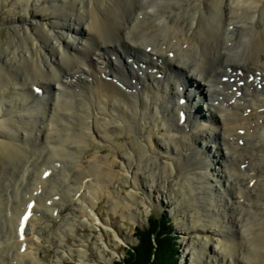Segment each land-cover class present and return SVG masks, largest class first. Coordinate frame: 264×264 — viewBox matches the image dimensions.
<instances>
[{
	"label": "bare ground",
	"instance_id": "obj_1",
	"mask_svg": "<svg viewBox=\"0 0 264 264\" xmlns=\"http://www.w3.org/2000/svg\"><path fill=\"white\" fill-rule=\"evenodd\" d=\"M143 1L49 0L38 16L30 10L33 0H0V10L24 6L23 16L12 22L17 38L0 60V161L9 167L0 185L10 178L0 187V264H8L12 252L15 264H48L38 239H43L41 226L52 222L58 224L54 234L60 244L68 237L81 241L76 249H59L55 264L68 259L86 264L93 239L97 263L116 264L119 251L111 242L124 245V229L105 218L101 203L106 198L112 212L138 221L135 209L150 210L142 185L154 188L157 179L137 165L176 175L175 160L187 168L184 189L200 196L209 213L199 233L204 245L191 264H251V247L263 253L264 233L247 244L245 233L258 223L239 212L246 208L262 155L264 162V28H256L259 10L264 20V0H160L140 16L150 17V24L131 37ZM169 14L191 15L190 29L180 30ZM243 34L252 35L253 50L252 39L241 42ZM144 38L152 44L143 46ZM131 44L137 50L125 55ZM21 105L26 106L17 112ZM9 113L14 114L6 118ZM241 113L245 123L238 120ZM254 133L255 141L249 135ZM70 139L76 142L68 147ZM43 145L54 151L39 164L32 159ZM75 151L81 156L61 193L54 183L58 171L71 169L65 152ZM259 176L264 183V168ZM46 181L51 191L42 197ZM10 187L14 197L8 209ZM253 199L256 212L264 213V189ZM32 201L34 217L21 232ZM68 205L70 214L61 216ZM50 214L54 221L46 220ZM79 227L92 231L93 239L79 236Z\"/></svg>",
	"mask_w": 264,
	"mask_h": 264
},
{
	"label": "rangeland",
	"instance_id": "obj_2",
	"mask_svg": "<svg viewBox=\"0 0 264 264\" xmlns=\"http://www.w3.org/2000/svg\"><path fill=\"white\" fill-rule=\"evenodd\" d=\"M33 7L30 9L31 12L37 13L36 15H43L44 14V9L47 7L49 4V0H42L41 2L37 0H33ZM160 0H144L143 1V8L137 12L135 17L133 18L131 22V27H130V32H131V37H136L143 28L148 26L151 22V18L145 15V19L141 20L140 16L142 14H145L148 10V6L156 5L159 4ZM24 6L21 3L16 4L15 7L11 9H5V10H0V60L2 59V53L3 49L7 48L9 43H11L15 38H17V34L13 30L12 27V22L15 20H18L20 16H23V11ZM260 11V10H259ZM256 13V28L257 29H263L264 28V20L262 21L258 13ZM169 20L173 24L175 21H179L181 24L180 30H189V24L191 21V15L183 19L178 18L175 14H169L168 15ZM248 19H237V22H248ZM200 19H197L195 22L194 26V31L197 32L198 25H199ZM174 31L170 29L168 31V34L172 35ZM198 36H202L203 38L206 39V35L199 34L197 33ZM252 39V46L251 50H253L254 45L256 42L253 40V37L251 34H243L240 35V40L242 43L245 41ZM140 43L143 46L146 45H151L152 40L150 38H144L140 40ZM137 50V47L133 44H131V47L125 51V55L131 54L130 52H135ZM137 60L139 61L141 59L140 56H136ZM144 60V57H143ZM141 75V73H140ZM26 106V105H25ZM25 106H22L18 108L16 111L20 112ZM41 108V107H37ZM15 113V112H14ZM14 113H9L6 114V118H10ZM238 120L241 123H245V116L244 114H239ZM239 133V132H238ZM240 134V133H239ZM248 133H245L244 140L246 141L249 138H246V135ZM241 135V134H240ZM250 138H252L253 141L257 140V134H249ZM76 142L75 139H70L67 143L66 146H74V143ZM57 145V141L55 140V145L54 148ZM43 149L42 153L37 155V157H34L32 160L34 162H38L39 164H42V160L47 158L49 155L52 154L54 149H50L48 146H42L41 150ZM47 149V152H46ZM107 152V151H106ZM106 152H103L104 154ZM45 153V154H43ZM43 155V156H42ZM80 152L75 151V152H65V161H66V166L68 168H71L68 171H58L59 176L58 179H56L54 186H57L59 189V192L63 193L65 192L64 189L69 186V174H71L72 167H74L77 163L78 160L80 159ZM263 156V155H262ZM262 156L259 157V161L257 165L255 166V185L251 187L250 185V194L246 196L247 200L244 202V205L246 208L241 207L242 212H239L243 217H249L251 222L258 223L257 229H251L247 233H245V238H246V243L247 244H252L255 239H257L259 233H264V220L261 221L262 218H264V213L262 212H256V200L253 198L257 196L258 192L262 191L264 189V183L259 176L260 173L262 172L264 168V162L262 160ZM40 157V158H39ZM166 160L163 159V163ZM170 161V160H167ZM28 162V161H27ZM177 167V174L175 175V170H172V175L169 173H165L163 171H159L157 167H152V166H142L141 164H138L137 167L140 169H145V171L148 174H152L155 176L157 179L156 184H154V188L149 186L148 184H143L142 189H141V196L143 199H145L149 205V213L145 211V209L140 205V208H137L134 210V213H138V221H134L132 223L128 219H124L119 213H114L112 212L111 206L108 203V200L105 198L104 201L101 203V211L104 213L106 216L105 218L111 216L115 224L119 225L121 228L124 229V232L122 233V237L125 238L126 243L124 245H121V247H116L114 245V242H111L112 248H115L119 251V255L116 256V264H124V259L127 256V252L133 248L136 247L138 244V239L135 237V229L136 227L144 228L148 226L149 219L154 218L155 216H161L162 214H166L169 221L174 224L175 228V233L177 237L180 239L179 241V264H191L194 262V257H196V249H199L201 245H204L202 240L199 237V233H201L203 223L209 220V213L207 209L205 208L204 204L202 203V198L198 196L195 192H193L190 189H184L185 187V181H186V173H187V168L185 165H180L179 160L174 161ZM32 167L34 164L30 163ZM9 169V167H4L3 164L0 161V182L5 181L7 178L6 172ZM12 174H15L16 176L19 174V172H13ZM11 174V175H12ZM144 175V174H142ZM27 176V175H26ZM145 176V175H144ZM43 177V176H42ZM151 177V176H150ZM29 180L32 179V176H28ZM237 180H241L238 176H235ZM10 182V178L4 182L3 184L0 185V187L4 184H8ZM247 184V182H245ZM244 184V185H245ZM67 185V186H66ZM51 182L46 181L44 187H48L46 190H44L43 194L41 195L42 197H45L50 191H51ZM191 187V186H189ZM195 189V187H192ZM12 190V187L8 188L7 191L10 194ZM27 190V189H26ZM25 190V192H26ZM152 190V194L151 191ZM127 189L123 192L126 194ZM58 192V193H59ZM35 193V190H34ZM150 193V197L147 196V194ZM41 194V192H40ZM11 195V194H10ZM30 192H27V196L29 197ZM24 196V194L22 195ZM14 196L11 195L8 197L9 199V208L11 206L12 198ZM19 198L21 195L18 196ZM200 197V198H198ZM7 199V196L5 197ZM103 200V198H102ZM101 200V201H102ZM243 202V201H242ZM50 203V201H49ZM63 204H71L70 202H62ZM72 206V205H71ZM70 205L65 206L64 209L61 211V216H67L71 212V207ZM52 206L49 207L51 210ZM111 209V210H110ZM4 210H5V205H4ZM141 215V217H140ZM1 218V217H0ZM48 221H54L51 218V214L48 218H46ZM2 218L0 221V232L2 229ZM58 224L57 222H52L51 226H46L42 225L40 230L43 239L39 240V236H35V239H38V241L41 242L42 249H41V255L44 258V260L48 264H55V261L57 260L61 248H66L70 249L71 247L76 249L79 245H81L80 237L79 238H74V237H68L67 238V244H60V239L56 237L55 234H57L58 230L57 227ZM39 230V231H40ZM55 233V234H54ZM78 235L83 237V239L87 240L88 237L93 239L94 235L93 232L85 229L83 227H79L78 229ZM30 236V235H29ZM110 239V240H109ZM90 240V239H89ZM95 239L91 240L88 243L90 244V253L87 259L86 264H98L97 262L100 259L99 253H98V248L93 247V242ZM107 240L113 241L112 238H108ZM49 241H52L51 243ZM200 243V244H199ZM199 246V247H198ZM97 250V251H96ZM263 251V250H262ZM108 256H112L113 252L107 251ZM13 255L9 257L8 264H15L14 263V253L12 252ZM247 258L252 260L251 264H264V251L263 253L258 247H251L248 252ZM75 259L78 260V254H75ZM15 262L18 264V261L15 260ZM27 263H30V259H26ZM241 261L239 260V263ZM64 264H78L76 261H73L71 259L66 260Z\"/></svg>",
	"mask_w": 264,
	"mask_h": 264
},
{
	"label": "trees",
	"instance_id": "obj_3",
	"mask_svg": "<svg viewBox=\"0 0 264 264\" xmlns=\"http://www.w3.org/2000/svg\"><path fill=\"white\" fill-rule=\"evenodd\" d=\"M138 245L127 252L124 264H179V241L166 214L149 219L137 228Z\"/></svg>",
	"mask_w": 264,
	"mask_h": 264
},
{
	"label": "snow or ice",
	"instance_id": "obj_4",
	"mask_svg": "<svg viewBox=\"0 0 264 264\" xmlns=\"http://www.w3.org/2000/svg\"><path fill=\"white\" fill-rule=\"evenodd\" d=\"M25 220H27V217H25ZM23 231V229H21V232Z\"/></svg>",
	"mask_w": 264,
	"mask_h": 264
}]
</instances>
